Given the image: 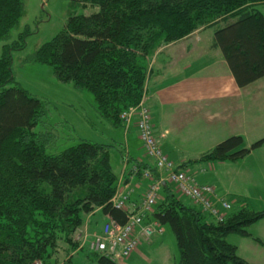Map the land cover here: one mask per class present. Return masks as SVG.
Segmentation results:
<instances>
[{
    "label": "trees",
    "instance_id": "obj_1",
    "mask_svg": "<svg viewBox=\"0 0 264 264\" xmlns=\"http://www.w3.org/2000/svg\"><path fill=\"white\" fill-rule=\"evenodd\" d=\"M78 1L98 10L71 14L65 27L28 60L52 66L58 80L92 93L100 117L114 126L125 129L122 112L141 102L153 55L198 29L216 28L213 46L221 50L240 87L264 77V13L259 9L264 0ZM23 11V0H0V41L9 38ZM21 48L18 41L6 43L0 57V264H67L85 248L98 264H122L124 258L113 259L91 243L107 222H128L129 209L117 208L112 198L123 188L126 174L146 178L148 185L159 179L154 159L146 154L152 162L131 163L120 148L124 165L131 163L122 175L112 165L114 143L81 139L59 152L48 151L55 135L44 119L47 102L32 96L13 76V51ZM244 144V136L231 135L196 158L175 162L176 169L189 171L198 184L214 188L210 198L221 211L218 198L230 204L223 220L205 212L174 183L161 184L143 222L170 226L179 251L174 264H251L227 237L238 234L260 241L248 228L264 219V208L255 209L241 198L228 200L213 182L198 178L214 171L215 162L242 161L264 145V137ZM196 164L203 166L198 172L190 169ZM141 188L139 201L130 196L136 206L148 186ZM77 232L81 239H76Z\"/></svg>",
    "mask_w": 264,
    "mask_h": 264
},
{
    "label": "rangeland",
    "instance_id": "obj_2",
    "mask_svg": "<svg viewBox=\"0 0 264 264\" xmlns=\"http://www.w3.org/2000/svg\"><path fill=\"white\" fill-rule=\"evenodd\" d=\"M23 2L24 11L19 23L11 30L8 39L0 41V57L3 53L4 44L12 41L23 44V48L13 51V76L17 83L32 96L47 102V113L44 119H46V126L55 135L54 146H49L48 151L59 152L68 146L77 144L81 139L114 143L117 147L111 151V161L114 169L117 170V162L120 160L122 151L120 148L127 142L128 138L131 142L134 140L131 133L128 135L129 131L125 132L122 125L114 126L105 118L100 117L92 93L74 86L72 82L58 80L52 66L33 63L28 60L43 43L52 39L65 27L71 14L88 15L97 11L98 8L91 6L84 8L78 0H23ZM259 9L264 13V4L260 5ZM206 29L202 34L203 42L201 44L203 46L210 43L211 36L215 34L214 31L216 30V28ZM22 33H26L23 40L20 38L23 36ZM191 62L195 63L194 59ZM200 76L199 74L195 75L196 78ZM171 78L174 76L167 75L166 82ZM258 80L256 87L247 90L252 91L249 96L256 97L259 93L262 97L258 101H253L254 104L250 105L253 106L252 109L247 107V109L242 110L241 114L243 117L246 116L245 119L240 117L245 120V124H240L241 129L246 131L248 138L245 139V146H249L254 141L264 137L260 135L264 133V77ZM150 88H153L152 83ZM150 107L153 116L157 112L153 102L150 103ZM213 120H211L212 127L219 128L220 122L218 120L213 122ZM134 122L135 118L132 121V126ZM252 122L255 125L259 124L255 132ZM228 125L227 127L220 126L219 131L216 132L215 130L211 136L193 134L191 130L186 131L188 134L195 135V137H190L184 134L182 137L181 149L186 154L187 159L198 157L202 152L217 144L218 141L231 136L229 131L235 128L236 123H229ZM46 126H37L36 129L45 130ZM191 126L189 125L188 129ZM193 128L197 130V128ZM215 165L214 171L211 169L207 172L205 181L213 182L218 192L225 194V198L228 200L237 201L241 198L255 209L264 208V147L255 149L253 155L249 158L246 157L243 161L215 162ZM254 169L255 171H253ZM198 178L200 181L204 180L200 174H198ZM235 205L239 206V203L236 202ZM163 228L164 232L161 235H156L153 245L150 246L152 250L148 253L150 254L149 257L138 253V255L132 256L131 261L137 259L136 264H173L174 259H178L179 251L175 235L170 226L165 225ZM248 230L256 236H264V222H260L258 225L253 224L252 227L249 226ZM227 239L231 243L241 245V250L238 251L240 255H244L245 242L251 241L238 234H229ZM148 250L149 247H147ZM254 254H258V252H252L250 257H255ZM130 256L121 259L120 262L122 264L128 263ZM251 260L256 261L257 264H264L262 256ZM67 264H98V262L96 256L88 248H85L75 252L72 256V262Z\"/></svg>",
    "mask_w": 264,
    "mask_h": 264
},
{
    "label": "crops",
    "instance_id": "obj_3",
    "mask_svg": "<svg viewBox=\"0 0 264 264\" xmlns=\"http://www.w3.org/2000/svg\"><path fill=\"white\" fill-rule=\"evenodd\" d=\"M206 30L198 29L179 41L161 47L150 61L152 71L149 77L146 102L151 112V102L154 103V107L157 110L152 116L154 135L164 152L177 164L188 160L186 154L181 149L184 134L190 137H195L193 134H207L211 136V133L215 130L216 132L219 131L220 126L227 127L229 123H236L235 128L231 129L229 134L242 135L247 140L246 131L240 127V124H245V120L240 118L243 117L241 112L243 109H247V107L252 109L253 106L250 105L254 104L253 101H258L262 97L259 93H257L256 97L249 96L252 94V91L247 90L254 86L256 87L259 80L245 87H240L236 83L221 50L213 46L214 34L211 36V41L207 46L201 44L203 42L202 34ZM193 59L195 63L191 62ZM169 74L174 76V78L166 82L167 75ZM197 74L201 76L196 78L195 75ZM151 83L153 88H150ZM245 117L243 118L245 119ZM212 118L216 119L213 120ZM211 120L213 122L218 120L220 122L219 128L212 127ZM201 123L202 125H199ZM189 125H192L190 129H188ZM252 125H254L253 131L255 132L259 124L255 125L252 122ZM192 127L197 128V130L192 129ZM190 130L193 134L186 132ZM130 133L131 137H134V140L131 142L128 138L122 148H124V153L126 152L131 157V163H134L135 159H145L152 162L145 153L135 123L133 126L131 125L128 135ZM260 135L264 136V133ZM254 152L255 150L247 158L253 155ZM117 163V172L125 175L128 172L126 169H129L131 163L125 166L121 157ZM202 167V165L196 164L191 166L190 169L198 172ZM200 175L205 179V174ZM123 179V190H129L133 186L136 187L137 189L133 190L134 194L132 193V195L133 199L139 201V187L145 190L149 183L148 179L139 176L133 179L127 176V174ZM218 194L224 198L226 197L222 192H218ZM260 222H264V219L255 224L258 225ZM251 234L256 236L252 232ZM257 237L260 241L251 237H245V239L251 241L245 242L244 255H240L239 253L240 256L251 264H257L256 261L253 262L251 260L253 258H261L262 256V259H264V236L259 235ZM154 241L155 237L151 243H144L139 246L132 253L129 262L126 264H136L137 259L131 261V258L133 255H138V253L149 257L150 254L148 253L152 250L150 246L153 245ZM147 247H149L148 251ZM237 247L238 251L241 250V245H237ZM252 252H258V254H254L253 256L255 257H250Z\"/></svg>",
    "mask_w": 264,
    "mask_h": 264
},
{
    "label": "built area",
    "instance_id": "obj_4",
    "mask_svg": "<svg viewBox=\"0 0 264 264\" xmlns=\"http://www.w3.org/2000/svg\"><path fill=\"white\" fill-rule=\"evenodd\" d=\"M147 82L145 92L141 102L134 107L122 112L121 118L125 126V131L135 118L139 137L142 140L146 154L154 159L158 168L159 179L152 181L142 197L138 206L130 202L133 189L123 190L119 186L115 196L112 198L113 204L117 208L129 209V220L125 225L111 220L104 225L101 233L96 235V239L91 243V247L109 255L113 259L128 257L142 242L150 241L155 233H162L163 227L157 222L144 223V215L151 211L156 203L158 192L163 181H169L176 185L177 190L184 196L193 200L205 212L214 215L218 220H223L225 212L230 208V204L222 198L217 200L222 204V211L214 205L210 198L214 194V188L210 185H200L194 176L187 170L176 169L175 162L161 149V146L154 135V127L150 108L148 107ZM137 169L134 168V171ZM149 177V171L144 173ZM82 233L77 232L76 239H81ZM36 264H41L36 262Z\"/></svg>",
    "mask_w": 264,
    "mask_h": 264
}]
</instances>
